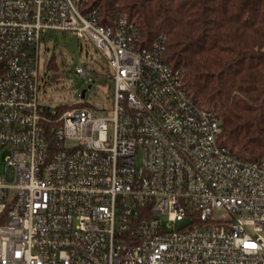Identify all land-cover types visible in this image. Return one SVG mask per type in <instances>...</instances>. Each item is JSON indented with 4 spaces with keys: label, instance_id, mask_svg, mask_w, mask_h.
Returning a JSON list of instances; mask_svg holds the SVG:
<instances>
[{
    "label": "built area",
    "instance_id": "2783aa9c",
    "mask_svg": "<svg viewBox=\"0 0 264 264\" xmlns=\"http://www.w3.org/2000/svg\"><path fill=\"white\" fill-rule=\"evenodd\" d=\"M89 2L0 0V264H264V160L220 142L167 34L141 44L126 13L105 26ZM52 33L94 45L111 111L41 99Z\"/></svg>",
    "mask_w": 264,
    "mask_h": 264
},
{
    "label": "trees",
    "instance_id": "16d2710c",
    "mask_svg": "<svg viewBox=\"0 0 264 264\" xmlns=\"http://www.w3.org/2000/svg\"><path fill=\"white\" fill-rule=\"evenodd\" d=\"M89 6L99 8L105 26L126 13L141 44L167 34L163 58L182 70L196 101L218 114L220 142L241 159L264 160V0H90Z\"/></svg>",
    "mask_w": 264,
    "mask_h": 264
},
{
    "label": "rangeland",
    "instance_id": "374dc122",
    "mask_svg": "<svg viewBox=\"0 0 264 264\" xmlns=\"http://www.w3.org/2000/svg\"><path fill=\"white\" fill-rule=\"evenodd\" d=\"M51 37V38H49ZM41 43V63L39 68V84L41 99L51 107L69 105L91 106L95 109L112 110L113 87L103 76L106 62L94 45L89 41H79L70 34H48ZM53 63L55 70L49 65ZM82 66L97 77L92 82L76 73V68ZM55 74L59 75L56 81ZM92 85L90 89L88 87ZM87 89L85 98L81 97ZM5 175V163L1 172Z\"/></svg>",
    "mask_w": 264,
    "mask_h": 264
},
{
    "label": "water",
    "instance_id": "95a60500",
    "mask_svg": "<svg viewBox=\"0 0 264 264\" xmlns=\"http://www.w3.org/2000/svg\"><path fill=\"white\" fill-rule=\"evenodd\" d=\"M91 87H92V85H90V86L88 87V89H90ZM86 93H87V89L83 90V92H82V94H81V97H82V98H85Z\"/></svg>",
    "mask_w": 264,
    "mask_h": 264
}]
</instances>
